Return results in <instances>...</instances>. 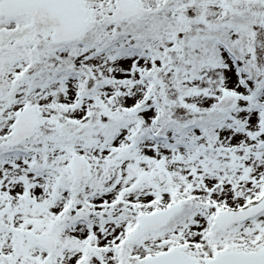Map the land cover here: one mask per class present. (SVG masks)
I'll return each instance as SVG.
<instances>
[{
    "label": "rangeland",
    "instance_id": "obj_1",
    "mask_svg": "<svg viewBox=\"0 0 264 264\" xmlns=\"http://www.w3.org/2000/svg\"><path fill=\"white\" fill-rule=\"evenodd\" d=\"M115 1L83 0L89 20L105 26L94 43H90L92 28L77 45L60 47L51 44L49 31H32L27 17L0 18V30L11 35L0 47V143L10 137L16 112L23 107H34L39 117L31 138L14 147H0V262L141 264L177 247L188 260L204 263L225 251L260 252L264 213L225 232L216 230L215 217L234 209L229 202L234 196L250 194L251 203L264 197V189L257 196L259 181H264V136L253 139L248 134L259 128L264 113V90L249 101L254 84L264 86V22H260L264 0H188L180 13L168 0H135L147 10L162 11L146 26L149 15L109 26ZM179 17L187 18L198 33H182L187 27L183 25L176 36L168 37L165 21ZM143 28L147 30L141 33ZM113 32H127L125 46L107 54L96 45ZM218 35L223 44L233 46L228 50L234 52L236 65L229 51L208 40ZM206 50L207 56L215 52L214 69L209 72L198 62ZM249 63L258 75L247 81L248 90L239 71ZM66 66L75 74L57 76L56 88H45L44 80H37L46 70L55 73ZM61 87L69 92L63 112L50 109ZM223 90L241 95L230 115L244 116L246 121L242 127L227 121L220 134L206 135L196 122L216 118L212 105ZM67 113L73 119L65 120ZM119 120L126 125L110 133L107 123ZM82 123H89L90 129L81 139L78 125ZM191 123L196 126L189 128L190 134L176 140L173 127ZM101 126L109 132H98ZM169 127L171 134H166ZM69 134L74 141L67 138ZM96 141L103 145L93 148ZM73 152L86 161V176L77 183L70 173ZM233 163L241 168L232 170L234 174L229 170ZM110 165L113 168L108 169ZM204 168L206 172L201 171ZM111 172L116 177L107 179ZM158 174L165 176L163 184L156 180ZM133 181L139 196L132 198L135 204L125 203L124 192L131 190ZM90 183L93 187L86 193ZM232 187H236L234 196L229 192ZM119 189L122 196L115 193ZM76 191L88 195L78 198ZM187 191L211 199L195 209V203L194 207L190 201L184 204ZM26 193L37 206L23 201ZM174 198L182 203V210L172 221L132 245L127 243L126 233L133 231L140 216L172 205ZM82 206L89 209L88 216L77 214ZM45 236L57 244L50 255L38 249ZM118 244L123 249H116Z\"/></svg>",
    "mask_w": 264,
    "mask_h": 264
},
{
    "label": "water",
    "instance_id": "obj_2",
    "mask_svg": "<svg viewBox=\"0 0 264 264\" xmlns=\"http://www.w3.org/2000/svg\"><path fill=\"white\" fill-rule=\"evenodd\" d=\"M81 0H0V16L14 17L22 14H29L35 29H51L52 43L61 44L78 39L83 33L87 22L84 20L85 11L82 8ZM143 10L137 2L133 0H118L115 2V8L112 10V18L114 22H123V20L134 18L142 14ZM4 32H0V44L6 39ZM237 96L230 92H224L222 98L217 104L216 109H225L233 105ZM37 117L34 109L25 108L17 115L14 122V131L9 142L2 145L18 144L20 141L28 138L36 127ZM72 175L78 181L85 175V161L83 157L72 155L71 159ZM164 177L158 176V180L163 182ZM27 203L35 204L28 196H23ZM255 210H246L242 214L221 215L218 219L220 222H228L236 219L245 218L250 212L259 211L264 207V201L254 206ZM180 209V205H175L157 213L143 216L140 226L136 230L130 241H135L136 237L149 230H155L160 226H164L167 221ZM85 212V211H84ZM41 247L47 252H52L55 248V242L48 237L41 239ZM178 251L165 253L164 255L151 258L145 264H192L186 263L180 256ZM207 264H264V252L260 255H237L233 253L225 254L215 260L209 261Z\"/></svg>",
    "mask_w": 264,
    "mask_h": 264
},
{
    "label": "trees",
    "instance_id": "obj_3",
    "mask_svg": "<svg viewBox=\"0 0 264 264\" xmlns=\"http://www.w3.org/2000/svg\"><path fill=\"white\" fill-rule=\"evenodd\" d=\"M188 0H180L179 2H177L176 4H175V7L177 8L176 10H179L178 12L180 13L181 12V10H180V6L181 5H184V6H186V3L185 2H187ZM158 16V12H153V13H151L149 16H148V19L149 20H153L152 18L153 17H157ZM178 23H179V26H182V25H187V29H189V27H190V23H189V20H187V18L185 19V17L184 18H181V17H179L178 18ZM184 23V24H183ZM146 26V25H145ZM165 26H166V28H172V31H170V32H172V33H175V31H176V29L178 28V26L176 25V22L173 20V21H171V20H169L168 22H166L165 21ZM104 28V26L103 25H100V26H94L93 28H92V31H93V34L92 35H95V34H98V32H100L102 29ZM108 37H109V39H110V41H106V44H108V43H115V44H118V43H120V41H121V39L120 38H118V37H116L114 34L113 35H111V36H109V35H107ZM65 68H67V66L65 67ZM62 90V94L63 95H65L66 94V92H65V90L64 89H61ZM63 103H65L64 102V100L63 101H58V103H57V107H59L60 105H62ZM63 108V107H62ZM61 108V109H62ZM172 124V123H171Z\"/></svg>",
    "mask_w": 264,
    "mask_h": 264
}]
</instances>
